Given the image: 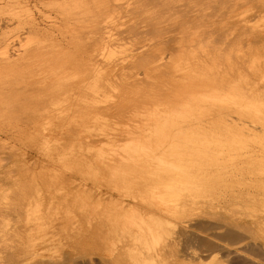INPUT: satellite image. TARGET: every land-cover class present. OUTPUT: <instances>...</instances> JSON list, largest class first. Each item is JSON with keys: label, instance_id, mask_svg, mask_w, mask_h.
<instances>
[{"label": "rangeland", "instance_id": "374dc122", "mask_svg": "<svg viewBox=\"0 0 264 264\" xmlns=\"http://www.w3.org/2000/svg\"><path fill=\"white\" fill-rule=\"evenodd\" d=\"M108 38L134 57L151 53L145 66L162 75L174 49L186 52L162 76L168 88L186 84L181 103L148 96L128 55L121 69L137 90L99 100L98 82L77 143L62 141L80 127L66 108L75 90L48 95L62 102L53 116L0 112V264H264V0H0L2 61L39 39L48 56L54 40L59 54L81 44L92 56L72 55L73 68L91 77L121 56H107ZM201 78L209 83L188 85ZM22 91L12 98L25 104L32 92ZM153 103L169 111L149 124Z\"/></svg>", "mask_w": 264, "mask_h": 264}, {"label": "bare ground", "instance_id": "6f19581e", "mask_svg": "<svg viewBox=\"0 0 264 264\" xmlns=\"http://www.w3.org/2000/svg\"><path fill=\"white\" fill-rule=\"evenodd\" d=\"M139 6V5H138ZM130 10L131 9H129V13H130ZM138 10V9H137ZM140 11V10H139ZM138 11V13H140ZM132 15H133V13H132ZM136 15H137V13H136ZM135 14L133 15V16H136ZM138 16V15H137ZM134 18V17H133ZM134 23V22H133ZM127 25V24H126ZM130 25V24H129ZM135 25V27H136V24L134 23L133 25L131 24V26H132V29H133V31H135V34L138 32V31H136V29H137V27L135 28V30H134V26ZM158 27V26H157ZM157 27H155L154 26V29L152 30V32H150V34H152L153 33V31H155V29H156V31L159 29L160 31H161V29L158 27V29H157ZM127 28H128V31H130L131 29H130V27H128V25H127ZM130 29V30H129ZM125 30H126V28H125ZM133 31H131V33H130V35H131V37H135L136 38V36H135V34H134V32ZM159 31V36H160V33L161 32H164V33H162V35L164 36V34H165V32L166 31H161L160 32ZM127 32V31H126ZM132 32H133V36H132ZM148 32V33H147ZM146 33L147 34H149V31H147ZM157 33H158V31H157ZM48 34V33H47ZM47 34L45 33V35H43V37H42V39H45L46 37L48 38V36H47ZM103 34V33H102ZM139 34V33H138ZM138 34H136L137 35V37H138ZM144 34V33H143ZM147 34H144V36L145 35H147ZM154 34V33H153ZM127 35V34H126ZM140 35H142V34H140ZM139 35V36H140ZM87 36V35H86ZM148 36V35H147ZM153 36H156V37H154V39H160L159 37H158V35H156V33H155V35H153ZM92 37V36H91ZM103 37H104V35H103ZM142 37V36H141ZM149 37V36H148ZM146 38V36H145V39H152L151 37V35H150V37L149 38ZM162 37V36H161ZM86 38H88V37H86ZM113 38V37H112ZM165 38V37H164ZM163 38V39H164ZM71 39V38H70ZM99 39H101L102 40V37H100ZM131 39V38H130ZM144 39V38H143ZM144 39V40H145ZM162 38H161V41L163 40ZM36 40V39H35ZM34 40V41H35ZM38 40V39H37ZM36 40V41H37ZM48 40H49V38H48ZM72 40V39H71ZM100 40V41H101ZM35 41V42H36ZM46 41V40H45ZM50 41H52L51 39H50ZM107 41L109 42L108 44H109V46L111 47H109L110 48V53H109V50H108V54H107V50L105 51L106 52V54H107V56L109 55V54H113V53H116V54H121V56H119V60H116V59H114V60H112V61H108L107 63H105V64H110V66H111V69L109 70V72H107V71H104L102 68L99 70L98 68V70L96 71V72H93L92 70V72H93V76H91L90 77V75H91V72L89 73L88 71L86 72L85 70H83V69H81V70H83V71H85V72H83V71H81V72H79V76H80V78H79V76H78V71L76 72V70L74 69L75 67L73 66V65H75L76 66V64H77V62H75V61H77V60H75V58H73V56H77V55H80V56H83V55H89L90 53H89V51L88 50H90V48L88 49L87 48V50L86 49H84V51H82V52H78L77 50H78V48L80 47V49H82L81 48V44H75L74 46H72V47H70L69 49H67L68 51L66 52V50H65V52L66 53H62V54H59V50H60V48H61V46H62V43H60L59 41H57V40H54L53 42H51L50 44V46H52V47H55V46H57V47H59L58 49H54L53 51H52V53L48 56V55H45V54H40V47H39V42H41L40 41V39L38 40V42L35 44L36 46H35V48L34 49H32L31 51H29L25 56H23V57H20V58H17V59H12V60H1V58H0V112L2 113V112H5V111H8V109L10 110V109H12V108H18V107H21L23 110H24V112H25V114L27 115V117L29 118V119H31V121L32 120H35L34 118H35V116H39L40 115V113H44V114H46L47 116L48 115H50V116H53V115H55V111H54V108H56V106L57 105H60V104H58V102H56V104L57 105H55L54 104V101L52 100V99H48V98H50V96H52L53 94H55V93H59V94H62V93H73V92H71L72 90H75L74 92L76 93V95L74 96V97H76V98H73V100H70L69 102L71 103L70 105H68V106H66V108L69 110L70 109V111L72 112L71 113V115H70V119L72 120H78V121H81V122H78V125L80 124V127L78 126V128H77V130H78V132H76V133H70V134H68V135H65V139L64 138H62V141H77V142H79L80 141V138H82V137H79V131H82V129H84L83 127H85V125H86V127H88L87 126V119H88V113L90 112V107L89 106H92V105H94V99L92 100V98H93V95L92 94H94V92L95 93H97V88H98V85H97V83L98 82H103V84H100L99 85V90H103V96H101L99 93H97L96 95L98 96V94H99V96H101V98L99 99V100H101L102 99V97L104 98V99H108V97H111V96H113V95H116V94H118L119 95V97H120V95H122V94H119V93H124V92H127V94H129V92H131V91H134V90H137V86L135 85V84H129L128 82H126V78H127V76L129 75V74H131L132 72L131 71H133L136 67H144V73L146 74V78H148V79H150V85H148V87H146V91H145V93H147L148 94V96H149V94H151V97L153 98V97H157L159 100L160 99H163V100H169V103H170V105H171V103L172 104H174V105H177L178 103H181V92H182V89L183 88H185V87H187L186 86V84H185V86H184V84H179V85H177V86H172L171 88H168V87H166V86H164V78L162 77V76H164V75H169V74H171L173 71H175V70H177L178 68V66H179V59H181L182 57H185V55H186V52H184L183 50H181L180 49V47L178 48V50H176V49H174L175 51L174 52H172V57L169 59V61L168 62H166L165 63V67H166V69H165V74L164 75H162L163 74V72H161L160 70H158L156 67H146L145 65H146V63L149 61V60H151L152 58H153V55H151V53H140L138 56H135L134 57V52L133 51H131L132 52V55H133V58L131 59L130 58V55H131V53L130 54H128L129 52H130V50L129 51H127V50H124V49H118V50H116V49H114L113 47H116V46H118L119 44L118 43H120V42H118L117 40H111V38H108L107 39ZM117 41V42H116ZM124 41V40H123ZM105 42V41H104ZM111 42H112V44H114V45H112L111 44ZM164 42V41H163ZM66 43V42H65ZM97 43V42H96ZM95 43V44H96ZM48 44V43H47ZM67 44H68V42H67ZM90 45V43H87V45ZM92 44V43H91ZM107 44V45H108ZM116 44V45H115ZM86 45V44H85ZM112 45V46H111ZM47 46V45H46ZM71 46V45H70ZM95 46V45H94ZM96 46H98V44H96ZM101 46H103V48L102 47H100L101 49L100 50H103V49H105V47H106V45H104V43H103V45H101ZM40 49L39 51L37 50L38 48ZM56 47V48H57ZM86 47V46H85ZM84 47V48H85ZM90 47V46H89ZM108 47V46H107ZM106 47V48H107ZM118 47H120V46H118ZM64 48V47H63ZM124 48V47H123ZM183 48V47H182ZM95 49V48H94ZM172 50V49H171ZM94 51V50H93ZM103 52H104V50H103ZM106 54H105V56H106ZM123 54V55H122ZM73 55V56H72ZM113 55H115V54H113ZM129 55V56H128ZM131 55V56H132ZM41 58H40V57ZM89 56H92V55H89ZM110 56V55H109ZM129 57L130 58V61L128 62V64L127 65H125V64H123V59L125 60V58L126 57ZM187 57V56H186ZM116 58H117V56H116ZM65 59V60H64ZM77 59V58H76ZM86 59V58H85ZM89 59H92V57H90ZM110 59V58H109ZM64 60V61H63ZM129 60V59H128ZM66 63L67 65H72V66H70L69 65V71H68V67H67V65L65 64V67H62V65H59L60 64V62H61V64L63 63ZM85 61H87V60H85ZM91 61V60H90ZM94 61V60H93ZM107 61V60H106ZM122 61V64L120 63ZM82 62V61H81ZM64 63H63V66H64ZM76 63V64H75ZM94 64L93 62H90V64ZM53 64H58L59 66H61L62 68H65V70H63V69H61L62 71H56V70H52L53 68H52V66H53ZM83 64V63H82ZM85 64V63H84ZM92 64H91V69H93V67H92ZM104 63H103V66L105 65ZM86 65V64H85ZM87 65H88V62H87ZM127 66L128 68H133V70H126V69H121V67L123 66V67H125V66ZM35 66V67H34ZM59 66H58V68H57V70H59ZM80 66H81V64H80ZM54 67V66H53ZM55 67H57V66H55ZM74 67V68H73ZM83 67H85V66H83ZM89 67H90V65H89ZM97 67H99V66H97ZM33 68H35V69H33ZM49 68H51V70H49ZM79 68V67H78ZM95 70H96V68H94ZM34 70V71H33ZM35 70H36V72H35ZM46 70L48 71V73L49 72H51V73H49V77H50V79L48 80V81H46L45 80V78L48 76V75H46V77H45V75H44V80L42 81L41 80V77H42V74H45V73H47L46 72ZM87 70V69H86ZM90 70V69H89ZM94 70V71H95ZM103 70V71H102ZM45 71V72H44ZM24 74H26V77H24L25 75ZM72 74V75H71ZM73 74H75V75H73ZM88 74H90V75H88ZM34 75H36L35 77H34ZM78 76V78H77V80H73V81H67V79H66V77L67 78H69V76ZM17 76H21V78L19 79L20 81H18L17 83H14L15 81L14 80H16L18 77ZM17 77V78H16ZM24 77V78H23ZM75 78V77H74ZM204 83H209L208 82V80L207 79H204V78H201L200 80H196V81H189V83H188V85L190 86V87H192V88H194V86H200V84H204ZM17 84H19V85H21L20 86V88H17ZM92 84H95L94 86H92ZM101 85H103V88L101 89ZM138 85V84H137ZM27 89L28 91H30V92H32L31 93V95H29L28 96V98H27V100H26V102L27 103H25V104H23V102H19V101H17V100H13V98H12V96L14 95V93H18V92H20V90L22 91H24V89ZM140 86H138V88H139ZM22 88V89H21ZM90 89V91L92 92H88L87 91V89ZM26 89H25V91H26ZM98 90V91H99ZM22 91V92H23ZM24 91V92H25ZM70 91V92H69ZM144 91V90H143ZM149 92V93H148ZM26 93V92H25ZM74 93V94H75ZM132 93V95H133V93H135V92H131ZM138 93V92H137ZM22 94V93H21ZM29 94V93H28ZM50 94H52V95H50ZM48 95H49V97H48ZM63 95V94H62ZM66 94H64V96H65ZM69 97H67V98H70V94H67ZM131 94H129V97H131L130 96ZM136 95V94H135ZM138 95V94H137ZM73 96V95H72ZM123 96V95H122ZM48 97V98H47ZM53 97H54V95H53ZM118 96H117V98H119ZM64 99V98H63ZM120 99V98H119ZM24 101H25V99H23ZM61 100H62V98H61ZM65 100V99H64ZM98 100V99H97ZM97 100H95V101H97ZM103 100V99H102ZM58 101V100H57ZM92 101H93V104H92ZM118 101V100H117ZM126 101V100H125ZM125 101H122L123 103H125ZM197 101V100H196ZM65 102V101H64ZM102 102V101H101ZM119 102V101H118ZM97 103V102H96ZM146 103H148V102H146ZM69 104V103H68ZM92 104V105H91ZM128 104V103H127ZM150 104H152V103H150ZM150 104H145L144 105V110H145V112H147V117L148 118H145V119H148V122H150L149 124H151V122H153V124L155 123V120H156V118L157 119H159L157 116L158 115H162V117L169 111V109H168V111L165 113V111L167 110V106H164V105H157V104H155V103H153L154 105L152 106V105H150ZM55 105V106H54ZM63 105V104H62ZM61 107V106H60ZM93 107V106H92ZM99 107V106H98ZM57 108H58V106H57ZM56 108V109H57ZM66 108H61V109H59L58 111L59 112H64V114L66 113L65 112V110L64 109H66ZM94 108V107H93ZM100 108H102V107H100ZM136 108V104H134V103H132L129 107H127V111H132V110H134ZM137 108H138V106H137ZM55 109V110H56ZM99 109V108H98ZM94 110V109H93ZM97 110V109H96ZM104 109H101V111H103ZM143 110V111H144ZM69 111V112H70ZM116 111L118 112V113H121V108L119 107V108H117L116 107ZM134 111H137V109L136 110H134ZM175 111V113H180L181 111L180 110H177V109H175L174 110ZM36 112V115L34 116V113ZM94 112H95V110H94ZM98 112H100V111H97V113ZM11 113V112H10ZM57 113V112H56ZM68 113V112H67ZM96 113V112H95ZM96 113V114H97ZM163 113H165V114H163ZM41 114V115H42ZM63 114V115H64ZM1 115H5V114H1ZM58 115V114H57ZM62 115V116H63ZM94 115V114H93ZM12 116V115H11ZM17 116H18V114H17ZM3 117V116H2ZM9 117V116H8ZM57 117V116H56ZM64 117V116H63ZM14 119V118H13ZM57 119V118H56ZM150 120V121H149ZM29 121V120H28ZM73 121V122H74ZM59 122V121H58ZM62 122H63V119H62ZM147 122V121H146ZM54 123V122H53ZM64 123V122H63ZM74 123H77L76 121L74 122ZM103 124H105V122H102ZM57 124V123H56ZM147 124V123H146ZM153 124H152V126H153ZM148 125V124H147ZM120 127V126H119ZM125 127V126H124ZM146 127V126H145ZM60 128V127H59ZM63 128V127H62ZM85 129H87V128H85ZM145 129V128H144ZM150 129H151V127H150ZM149 129V130H150ZM77 130H75V131H77ZM82 133V135H83V133L84 132H81ZM86 134V133H85ZM85 134H84V136H85ZM57 135V134H56ZM81 135V136H82ZM106 136V135H105ZM39 137V136H38ZM37 137V138H38ZM107 137V136H106ZM45 138H49V136L47 135ZM55 138V137H54ZM108 138V137H107ZM58 139V138H57ZM64 139V140H63ZM39 140V139H38ZM45 140V139H44ZM59 140V139H58ZM79 140V141H78ZM57 141V140H56ZM76 142V143H77ZM62 143V142H61ZM69 144V143H68ZM78 145V144H77ZM78 147H79V145H78ZM73 153V152H72ZM102 154V153H101ZM71 156V155H70ZM101 157V156H100Z\"/></svg>", "mask_w": 264, "mask_h": 264}]
</instances>
